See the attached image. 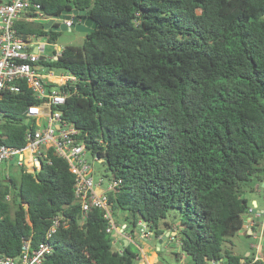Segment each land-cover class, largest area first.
<instances>
[{"label":"trees","instance_id":"obj_1","mask_svg":"<svg viewBox=\"0 0 264 264\" xmlns=\"http://www.w3.org/2000/svg\"><path fill=\"white\" fill-rule=\"evenodd\" d=\"M71 8L99 27L41 63L76 77L60 109L117 181L114 219L130 233L142 221L157 239L176 229L177 264L251 259L224 244L244 226L247 192L264 184V0H42L47 15ZM16 28L26 39L57 35L42 21ZM41 102L24 82L5 92L0 142L24 147L28 107ZM40 159L39 170L3 173L0 251L36 249L62 215L42 264H139L131 243L115 248L102 209L83 219L68 161L52 148Z\"/></svg>","mask_w":264,"mask_h":264},{"label":"built area","instance_id":"obj_2","mask_svg":"<svg viewBox=\"0 0 264 264\" xmlns=\"http://www.w3.org/2000/svg\"><path fill=\"white\" fill-rule=\"evenodd\" d=\"M54 19V24L60 21L68 27L73 26L71 18H60V15H47L42 10V0H1L0 1V99L7 91L18 92L20 83L24 82L32 90L34 96L41 100L39 104L28 107L27 115L35 123L33 130L26 133V145L22 148L0 142V189L3 173L9 176V169H3L5 164L13 163L21 170H39L42 162L40 156L45 148L65 158L71 171L75 174V197L80 205L83 219L92 207L104 211L108 220V232L117 231L126 236V224L119 226L114 219L108 192L113 190L117 181L110 179L107 186L102 187L103 179L95 181L93 175V156L86 143L79 139L78 128L62 116L61 105L67 101L70 91L67 87L76 82L74 74L58 72L54 67L41 63V60L58 58L64 48L55 44L50 54L46 53L45 41L36 34L26 39L16 28L20 20L48 21ZM2 109L0 107V123ZM11 199V195L7 196ZM253 211L245 214V218ZM62 215L53 219V225L48 230L46 238L38 247L30 250V242L25 241L23 251L16 257L8 256L0 251V264H42L45 256L53 252L50 242L52 233L60 224ZM141 236L147 237V229L142 221ZM116 242V240H115ZM114 242V243H115ZM260 257L256 254L251 259L242 258L238 264H256Z\"/></svg>","mask_w":264,"mask_h":264},{"label":"rangeland","instance_id":"obj_3","mask_svg":"<svg viewBox=\"0 0 264 264\" xmlns=\"http://www.w3.org/2000/svg\"><path fill=\"white\" fill-rule=\"evenodd\" d=\"M42 22H46V21H42ZM63 22L60 21L59 22V26L62 24ZM49 30H53L52 28H49ZM57 32L56 35V39L54 41H49V39L47 37H43L41 38V41H45L47 43L46 45V53L50 54L52 52V50L54 49L55 44L58 45L59 48H64L67 45H82L85 39V35L86 32L83 30H79L76 27H70L67 29H60V30H53ZM57 70V69H56ZM58 72H62L63 70L61 68H58L57 70ZM101 160V159H100ZM91 162L93 163V175H94V179L95 181H98L99 179H103V184L102 187L107 186L108 182L110 181L109 177L106 174V165L99 160H93L91 159ZM4 167L6 169H9V172L11 174H14L15 176H19L20 173V168L17 167L14 163L12 165H4ZM249 199L250 202L252 200V198L257 195L255 192L253 191H249L246 194ZM12 196V195H11ZM178 217V214L176 212L175 209H171V211L168 213L167 216V220L169 221H173ZM115 218V217H114ZM119 220L117 222V224L119 226H122V221L117 218L115 220ZM131 228H129V230L126 233V236H132L133 241H131L130 243L132 244L133 248L140 252V254L144 253L146 254L150 264H153V256L154 255H158L159 258L161 259L159 262H157L156 264H169V263H176L175 260V254L173 252L176 251H180V247L178 246V241L177 239H175L174 241H172L170 243V249L166 250L163 249V246H158V242L159 239H157L154 234H152L151 232H147V237H142L141 234V226H137L134 233H130ZM133 234V235H132ZM113 237H114V246L115 248H117L119 245L122 246L123 242L122 240H119L121 236V234H119L116 230L112 233ZM124 237V236H123ZM162 237V236H161ZM160 237V238H161ZM245 239V237H243ZM243 238H239L238 235H234L233 237L230 238V241H227L224 244V248L228 249V250H232V251H238V252H243L244 248L247 246L249 248V246L247 244H244ZM160 251V253H159Z\"/></svg>","mask_w":264,"mask_h":264},{"label":"crops","instance_id":"obj_4","mask_svg":"<svg viewBox=\"0 0 264 264\" xmlns=\"http://www.w3.org/2000/svg\"><path fill=\"white\" fill-rule=\"evenodd\" d=\"M1 1V0H0ZM9 165V164H5ZM6 168L4 167V170ZM256 190L253 191L257 195H255L251 202H250V208L253 209V211L248 215V218H245V223L243 228L236 234L239 238H243V243L247 244L249 248L246 246L244 248L243 252H236L233 251L235 254H239L242 256H249L253 257L254 255H258L260 257V260L264 263V184H256L255 185ZM175 227V225H173ZM127 232V231H126ZM169 234V235H168ZM177 234V230H171L166 229L165 235L166 237L163 238V242L160 246H163V249H170V243L174 241V236ZM119 240H122L124 244H128L131 241H133L132 236L130 235V238H126L125 236H121ZM178 241V239H177ZM230 241V240H229ZM159 246V245H158ZM179 246V243H178ZM122 246H118L117 248H121ZM182 257L185 259L186 256L182 253ZM161 259L158 255L153 256V264H156ZM176 260V257H175ZM139 264H150L146 254H141V260L139 261ZM169 264H177L176 263H169Z\"/></svg>","mask_w":264,"mask_h":264},{"label":"water","instance_id":"obj_5","mask_svg":"<svg viewBox=\"0 0 264 264\" xmlns=\"http://www.w3.org/2000/svg\"><path fill=\"white\" fill-rule=\"evenodd\" d=\"M92 6L93 5H91L90 8ZM71 17L73 20V26L72 27H76L79 30H83L85 32H90L91 30L99 27L98 22L95 21L94 18L92 17L90 10L79 11V10L71 8V9L65 10L60 15V18H71ZM45 28L46 29L52 28L53 30H60V29H67L70 27H68L65 23H62L60 26L55 25L54 19H49L47 22H45ZM165 237H166V235L163 234V236L161 238H159L158 245H160L163 242V238H165Z\"/></svg>","mask_w":264,"mask_h":264}]
</instances>
